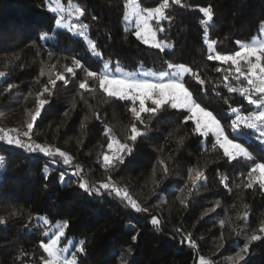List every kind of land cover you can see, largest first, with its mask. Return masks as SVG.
Segmentation results:
<instances>
[{"label": "trees", "instance_id": "trees-1", "mask_svg": "<svg viewBox=\"0 0 264 264\" xmlns=\"http://www.w3.org/2000/svg\"><path fill=\"white\" fill-rule=\"evenodd\" d=\"M137 1L142 7H154L160 2ZM42 2L0 0V72L7 73L0 78V114L17 115V128L25 129L28 113L35 107V93L47 83L48 74L55 78V73L62 72L65 64L71 66L73 56L92 71L101 70L104 61H110L111 66L118 61L128 71L135 70L138 64H143L145 70L162 69L165 60L183 63L201 72L206 86L190 78L187 86L202 106L228 117L222 123L227 124L232 118L227 111L229 105L253 110L239 93L230 94L223 87L222 74L215 71L220 65L207 61L202 39L204 26L200 23L203 17L198 7L213 6L215 15L209 28L210 38L218 41V51L228 53L236 50L235 40L250 41L254 36L259 37V25L264 21V0H181L180 5H171L167 14L173 18L172 22H163L166 30L158 34L159 40L173 45L166 53L141 44L131 35L134 27L123 20L126 0H72L73 5L86 9L80 22L89 25V37L103 53L99 61L87 53L82 38L66 29H55V14L48 13ZM61 3L67 7L68 0ZM44 34L53 39L47 43L39 40L38 36ZM49 51L53 53L51 59ZM13 53L20 58L17 60ZM42 62L44 77L39 76ZM38 78L40 83H37ZM83 78L84 73L77 70L74 79L69 77L67 86L58 81L55 94L42 97L50 102L35 126L33 138L69 152L74 162L83 167L85 178L94 183L105 179L104 170L97 163V156L107 143L104 125L111 127L123 141L132 119L124 102L105 104L101 95L94 99L86 95L91 110L80 102L78 84ZM231 83L239 86L234 79ZM8 85L13 87L8 89ZM226 98L228 105L224 103ZM73 102L76 103L74 109L71 108ZM66 112H70L67 117ZM97 112L103 123L94 119L93 114ZM182 119L179 112L161 113L149 124L148 134L138 138L125 164L112 173L113 180L122 187L127 186L132 197L149 209L148 213H135L106 195L90 198L72 183L62 187L59 181L61 171H65L62 165H52L42 155L29 159L22 150L0 144V155L7 156L6 170L0 169V216L8 217L6 224L0 225V264L39 261L42 250L38 249V244L43 230L29 231L27 227L36 224L35 220H28L29 215L36 214L47 215L52 223L69 221L67 237H75L77 242L85 240L86 253L79 255V264H121V259L125 264H198L200 255L226 264V258L237 252L236 245L242 247L246 236L264 222V195L258 188L236 187L242 183L241 174L247 175L250 162L217 159V153L206 150L211 148L212 140L207 139L205 145L201 142L203 138L188 135L191 122L185 125ZM82 121L86 124L83 129ZM179 137H186L182 144L177 143ZM81 139L83 142L78 143ZM240 142L249 147L255 157L253 162H264V150L254 137ZM161 158L171 170L167 179L157 165ZM46 163L49 165L47 180L42 173ZM154 165H157L155 175ZM190 167L194 171L203 168L206 182L191 194L188 207L184 208L177 196L188 195V188L192 187L189 183L185 188ZM218 173L228 177V189L219 184ZM153 179L163 181L155 189L156 196L152 195ZM217 201L216 211L208 212ZM244 205L251 210L247 221L237 219L248 210ZM13 208L22 209L21 215L8 216ZM153 215L162 219L161 231L153 229L150 223ZM221 219L227 221L223 229L219 226ZM176 228H181L184 234L192 233L197 247L182 245ZM233 229L243 231L237 237ZM222 232L223 240L220 239ZM133 235H137V241L132 240ZM220 244L224 247L217 251ZM240 264H264V240L253 242Z\"/></svg>", "mask_w": 264, "mask_h": 264}, {"label": "snow or ice", "instance_id": "snow-or-ice-1", "mask_svg": "<svg viewBox=\"0 0 264 264\" xmlns=\"http://www.w3.org/2000/svg\"><path fill=\"white\" fill-rule=\"evenodd\" d=\"M180 4L181 0H171V3L170 0H160L154 7H142L137 3V0H126L123 6V20L127 22L134 17L135 27L131 30V35L141 44L152 49H158L161 53H166L167 50L172 49L173 45L159 40L158 34L164 33L166 30L163 22H172L173 18L167 14V10L171 5ZM42 7L48 13L55 14V29H66L75 36L82 38L87 46V53L98 61L102 59L103 53L98 50L97 42L89 37V25L80 22L81 18L86 15V9L82 5H73L72 0H68L67 7H65L61 0H43ZM182 7H187V5H182ZM198 11L203 17L200 23L204 26L202 39L207 50V61L216 62L220 65L215 71L222 74L223 87L230 94L239 93L249 106H253V110L248 111L246 108L229 105L227 111L232 118L227 124L222 123L221 121L228 119V117L219 113L214 114L213 111L202 106L187 86L189 78L202 87L206 86V81L201 78V72L183 63L165 60L162 62L164 65L162 69L149 68L145 70L143 64H138L135 70L124 71L118 61L114 70L110 61H104L101 70L92 71L85 67L81 59L73 56L71 66L65 64L62 72L55 73V78H52V74H48L47 83L42 84L41 90L35 93V107L28 113V120L24 126L25 130L21 132L17 128H0V144L14 146L16 149L22 150V154L27 155L29 159L42 155L48 159L50 164L62 165L65 168V171H61L59 175L62 187L65 183H72L90 198H102L106 195L109 198L119 200L126 209H131L135 213H148L149 209L142 207L132 197L127 186L122 187L113 180L112 173L125 164L126 158L132 155L138 138L148 134L149 124L155 118L166 111L170 113L179 112L183 117L182 124L187 125L191 122L188 135L197 139L203 138L201 142L205 145L207 139L212 140L211 148L206 150L217 153V159H226L228 162L244 160L251 163L247 175L241 174L242 183L236 185L238 189L241 187L244 189L258 188L260 193L264 195V162H253L255 157L249 151V147L240 142L241 139L247 141L254 137L264 150V21L259 25V38L254 36L250 41L237 39L234 41L235 51L222 53L217 50L218 41L211 39L209 34V28L212 26L215 15L213 6L211 4L199 6ZM93 19L96 18L93 17ZM38 39L47 43L53 37L44 34L39 35ZM48 55L50 59L53 57L51 51L48 52ZM12 56L17 60L20 58L16 53H13ZM77 70L84 73V78L78 84L80 102L90 110L92 105L89 104L86 95L91 99H94L96 95H101L105 104L124 102L132 119L123 141L116 136L111 127L107 124L104 125L103 135L107 137V143L102 146V151L97 156V163L104 170L105 179L94 183L85 178L83 167L74 162L75 158L69 152L59 147H53L51 144L38 142L33 138L36 135L35 126L38 124L45 106L50 102V100L42 97L45 95L52 97L58 87V81L67 86L69 77L74 79ZM45 75L42 62L39 76L44 77ZM6 76L7 73L0 72V78ZM233 79L239 84L238 87L232 85ZM37 83H40L39 78ZM12 87L13 85H8V89ZM217 95L220 94L217 93ZM224 103L229 104L227 98L224 99ZM75 107L76 103L73 102L71 108L74 109ZM69 115L70 112L65 113L66 117ZM93 116L94 119L103 123L98 112L94 113ZM85 127L86 124L82 121L81 128ZM58 130L59 126H57ZM21 136L24 139H21ZM185 138L179 137L177 143L182 144ZM82 142V139L78 141V143ZM6 161L7 156L0 155V169L6 170ZM157 165L162 169L164 179H167L171 172L168 163L161 158L158 159ZM157 165L153 166V175H155ZM42 173L47 180L49 176L47 163ZM218 175L220 176L219 184L228 189V177L219 173ZM72 177L75 179H71ZM204 182H206L204 169L199 168L194 171L190 167L187 180H185V188L189 183L192 187L188 188V195L177 196L179 204L187 208L189 197ZM162 183L163 181L152 180L153 196L158 195L155 189L159 188ZM180 192L183 193L184 189H180ZM218 206L219 201L208 209V212H215ZM244 207L248 209V205H244ZM22 211V209L13 208L8 216H19ZM250 211L248 209L242 215H238L237 219L247 221ZM7 218V216H0V225H5ZM28 220L29 222L36 221L34 226L30 224L27 226L29 231L43 230L38 244V249L42 250V254L39 261H33V264H79V255L86 253L85 240L77 242L75 237H67L68 220H58L52 223L47 215L40 214L29 215ZM150 223L153 229L161 231L163 224L161 218L153 215ZM226 223L225 219L219 221L221 229L225 227ZM131 227L129 225L130 229ZM240 231L243 230L233 229L237 237ZM175 232L181 236L182 245L186 243L192 249L197 247L192 233L184 234L181 228H176ZM220 239H224L223 232ZM65 240H67L66 244L63 243ZM132 240L137 241V235H133ZM261 240H264V222L253 234L246 236L242 247L236 245L237 252L234 256L226 258V264L243 262L249 254L250 245ZM222 247L224 245L220 244L217 251ZM128 251L131 252V248ZM121 264H125L123 259H121ZM198 264H220V262L200 255Z\"/></svg>", "mask_w": 264, "mask_h": 264}, {"label": "rangeland", "instance_id": "rangeland-1", "mask_svg": "<svg viewBox=\"0 0 264 264\" xmlns=\"http://www.w3.org/2000/svg\"><path fill=\"white\" fill-rule=\"evenodd\" d=\"M138 3V1H137ZM132 27H135V18L133 17L130 21H127ZM259 38V37H258ZM112 69L114 70L115 69V66H111ZM123 69V68H122ZM124 71H128V70H125L123 69ZM17 116V115H16ZM16 116L13 115L12 117H6V116H3L2 114H0V128H17V123H15V119H16ZM19 129L21 132H23L25 129L24 128H17ZM22 137V136H21ZM67 243V242H66ZM64 243V244H66Z\"/></svg>", "mask_w": 264, "mask_h": 264}, {"label": "built area", "instance_id": "built-area-1", "mask_svg": "<svg viewBox=\"0 0 264 264\" xmlns=\"http://www.w3.org/2000/svg\"><path fill=\"white\" fill-rule=\"evenodd\" d=\"M21 139H24V137H20Z\"/></svg>", "mask_w": 264, "mask_h": 264}]
</instances>
